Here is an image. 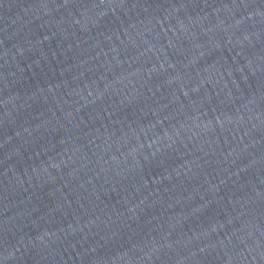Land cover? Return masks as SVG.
<instances>
[{
  "label": "water",
  "instance_id": "water-1",
  "mask_svg": "<svg viewBox=\"0 0 264 264\" xmlns=\"http://www.w3.org/2000/svg\"><path fill=\"white\" fill-rule=\"evenodd\" d=\"M0 264H264V0H0Z\"/></svg>",
  "mask_w": 264,
  "mask_h": 264
}]
</instances>
